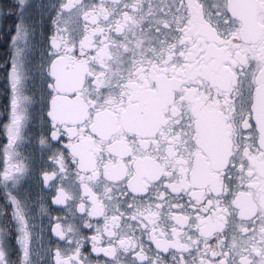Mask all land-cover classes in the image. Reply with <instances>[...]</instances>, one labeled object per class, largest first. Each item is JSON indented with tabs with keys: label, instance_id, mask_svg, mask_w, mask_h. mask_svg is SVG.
I'll return each instance as SVG.
<instances>
[{
	"label": "snow or ice",
	"instance_id": "snow-or-ice-1",
	"mask_svg": "<svg viewBox=\"0 0 264 264\" xmlns=\"http://www.w3.org/2000/svg\"><path fill=\"white\" fill-rule=\"evenodd\" d=\"M0 264H264V0L0 2Z\"/></svg>",
	"mask_w": 264,
	"mask_h": 264
},
{
	"label": "flooded vegetation",
	"instance_id": "flooded-vegetation-1",
	"mask_svg": "<svg viewBox=\"0 0 264 264\" xmlns=\"http://www.w3.org/2000/svg\"><path fill=\"white\" fill-rule=\"evenodd\" d=\"M0 2H3V0H0ZM9 21H3L4 24H7Z\"/></svg>",
	"mask_w": 264,
	"mask_h": 264
}]
</instances>
